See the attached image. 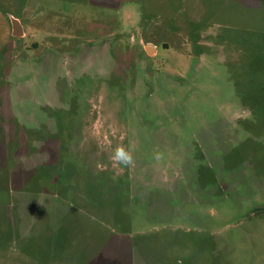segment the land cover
<instances>
[{"label": "rangeland", "instance_id": "obj_1", "mask_svg": "<svg viewBox=\"0 0 264 264\" xmlns=\"http://www.w3.org/2000/svg\"><path fill=\"white\" fill-rule=\"evenodd\" d=\"M1 167L0 264H264V0H0Z\"/></svg>", "mask_w": 264, "mask_h": 264}, {"label": "clouds", "instance_id": "obj_2", "mask_svg": "<svg viewBox=\"0 0 264 264\" xmlns=\"http://www.w3.org/2000/svg\"><path fill=\"white\" fill-rule=\"evenodd\" d=\"M112 158L116 162L124 165H130L133 162V157L131 152L122 146L116 148Z\"/></svg>", "mask_w": 264, "mask_h": 264}, {"label": "water", "instance_id": "obj_3", "mask_svg": "<svg viewBox=\"0 0 264 264\" xmlns=\"http://www.w3.org/2000/svg\"><path fill=\"white\" fill-rule=\"evenodd\" d=\"M12 21H13V33H14V35L18 36V37L23 35V33H24L23 32V28H22L19 20L14 18ZM146 49H147L148 53H150L153 48L152 47H147Z\"/></svg>", "mask_w": 264, "mask_h": 264}, {"label": "trees", "instance_id": "obj_4", "mask_svg": "<svg viewBox=\"0 0 264 264\" xmlns=\"http://www.w3.org/2000/svg\"><path fill=\"white\" fill-rule=\"evenodd\" d=\"M1 173L3 174V176L4 177H2V178H5V181H6V179H7V177H6V175H7V173H6V171H3L4 169H3V167H1ZM16 218H17V216H16ZM27 234V233H26ZM28 235H32V233H29Z\"/></svg>", "mask_w": 264, "mask_h": 264}]
</instances>
